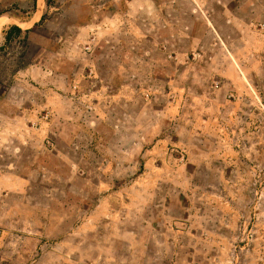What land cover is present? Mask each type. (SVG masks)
Here are the masks:
<instances>
[{
	"label": "rangeland",
	"instance_id": "rangeland-1",
	"mask_svg": "<svg viewBox=\"0 0 264 264\" xmlns=\"http://www.w3.org/2000/svg\"><path fill=\"white\" fill-rule=\"evenodd\" d=\"M38 9L0 51V264H264V0Z\"/></svg>",
	"mask_w": 264,
	"mask_h": 264
},
{
	"label": "crops",
	"instance_id": "crops-1",
	"mask_svg": "<svg viewBox=\"0 0 264 264\" xmlns=\"http://www.w3.org/2000/svg\"><path fill=\"white\" fill-rule=\"evenodd\" d=\"M40 1H41V4H45V0H40ZM38 7H39V0H38V3L36 2V10H34V12L32 14H29L28 18L23 19V20H19L18 24H16V22H18V19L12 18L10 14L0 16V29L4 25L5 20L3 18H5V19H10V20L12 19V26H17L18 28H20L22 30L23 33H25L26 31L32 30L42 20V18L44 16V13H39ZM2 120H3V125H0V130L6 129L8 126L12 127V122L15 119H13L12 116L7 117L5 115V116H3ZM16 120H18V119H16ZM4 145H5L4 140L2 138H0V150H2V147ZM3 173H5V172L0 171V177H5V178H3V180H0V181H3L2 184H0L1 185L0 186V192H2L7 186V183H4V182H8L6 177H12L11 172L5 173V174H3Z\"/></svg>",
	"mask_w": 264,
	"mask_h": 264
},
{
	"label": "trees",
	"instance_id": "trees-1",
	"mask_svg": "<svg viewBox=\"0 0 264 264\" xmlns=\"http://www.w3.org/2000/svg\"><path fill=\"white\" fill-rule=\"evenodd\" d=\"M31 31H26L25 32V38L28 39L29 38V34ZM23 35V32L20 28H18L17 26H12L6 33H5V37H4V41L5 44L4 46L0 47V51L5 49V46L10 44L12 42V40L14 39V37H20ZM12 76V74H11Z\"/></svg>",
	"mask_w": 264,
	"mask_h": 264
}]
</instances>
